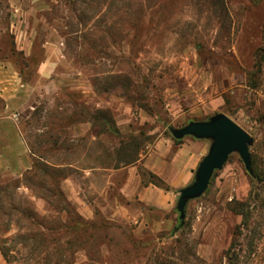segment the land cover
Returning a JSON list of instances; mask_svg holds the SVG:
<instances>
[{"label":"rangeland","instance_id":"obj_1","mask_svg":"<svg viewBox=\"0 0 264 264\" xmlns=\"http://www.w3.org/2000/svg\"><path fill=\"white\" fill-rule=\"evenodd\" d=\"M262 55L264 0H0V89L17 99L13 123L40 157L21 179L0 172V264H264ZM176 103L195 108L187 120L219 111L235 119L254 138L258 176L233 152L187 202L182 225L154 232L138 218L161 215L132 203L135 218L113 221L95 206L79 220L84 229L74 217L64 229L68 206L77 213L62 184L68 134L99 125L120 144L102 152L109 165H125L147 132L188 122H171ZM243 180L246 199H219Z\"/></svg>","mask_w":264,"mask_h":264},{"label":"crops","instance_id":"obj_2","mask_svg":"<svg viewBox=\"0 0 264 264\" xmlns=\"http://www.w3.org/2000/svg\"><path fill=\"white\" fill-rule=\"evenodd\" d=\"M12 96L10 89L6 87L0 89V97L3 99L0 110V172L3 171L21 179L25 172L32 169L33 157L37 159L40 157L30 152L23 132L13 123L15 114L11 112V104L12 100L17 101V99H13ZM22 99L25 101L23 97ZM214 101L219 103L216 99ZM194 110L195 108H186L177 103L169 105L171 122L186 121V117ZM221 112L232 118L227 113ZM191 120L195 119L187 121ZM232 120L235 121V119ZM120 121L117 120L116 123ZM235 122L241 126L237 121ZM91 123V121H85L86 128H75L68 134L69 139L74 142L68 147L73 161L69 160L67 163L69 172L62 184L63 189L67 190V199L70 204L84 219H91L94 215V207L99 206L107 218L113 221H125L134 216L129 206L136 203L146 210L161 215V218L156 217L149 220L150 222L144 216L138 218L140 222L147 225L148 229L154 232L170 230L178 219L176 202L179 190L193 181L198 164L208 152L211 141L191 135L175 138L170 129L179 127H172L170 122H166L165 125L162 124L163 128L159 126L147 132V142L138 151L134 160L125 165H109V160L102 152L114 150L120 144L112 141L108 133L100 132L99 125L91 126ZM102 123L107 124L105 120H102ZM88 130L90 131L87 132ZM251 137L254 141L253 136ZM262 156L264 158V151ZM41 161L44 160L41 159ZM225 172L224 169L223 174ZM148 173L160 178L169 189L145 181L143 176H147ZM212 179L211 177L210 183ZM215 181L216 185L222 182L219 179ZM222 189H225L224 193L218 194L221 201H228L232 197L241 201L248 196L249 181H241L234 191H229L226 186L221 187ZM199 200H201L204 214V199L202 197ZM38 204L39 209L47 210V201L42 200ZM225 217L229 223L235 224L239 221L237 215L231 212ZM215 219L216 215H213V220ZM202 221L205 225L204 218ZM206 226H208L207 223Z\"/></svg>","mask_w":264,"mask_h":264},{"label":"water","instance_id":"obj_3","mask_svg":"<svg viewBox=\"0 0 264 264\" xmlns=\"http://www.w3.org/2000/svg\"><path fill=\"white\" fill-rule=\"evenodd\" d=\"M170 131L175 138L191 135L211 141L208 152L198 164L193 181L179 190L176 208L182 225L187 202L200 197L206 191L213 172L223 167L231 153L236 152L239 155L246 171L251 174L249 146L253 139L247 131L222 112H217L205 120H191L179 128H171Z\"/></svg>","mask_w":264,"mask_h":264},{"label":"trees","instance_id":"obj_4","mask_svg":"<svg viewBox=\"0 0 264 264\" xmlns=\"http://www.w3.org/2000/svg\"><path fill=\"white\" fill-rule=\"evenodd\" d=\"M262 58H264V55H262V57H261V59ZM257 64L259 65V62H257ZM176 140V139H175ZM177 141V140H176ZM251 165H252V172H251V174H249V175H253L255 178H256V175L258 176V174L256 173V168H255V161H254V155H253V153L251 152ZM214 174L215 173H213V176H212V178L214 177ZM148 175H149V180L148 181H150L151 183H153V184H155V185H157V186H159V187H162V188H164V189H169V187L160 179V178H158L157 176H155V175H153V174H151V173H148ZM67 214L70 216L71 214H72V217H69L68 219H67V222H65L64 224L66 225V227L64 228V229H66V230H68L69 228H74V227H72V225H71V219L74 217V221H75V223H77L78 224V226L81 228V229H84L85 227H84V224H80V222H79V220L81 219V216L80 215H78L77 213H75V212H73V210H71V209H69V206H68V209H67ZM67 216V215H66ZM63 225V224H62ZM76 228V227H75ZM51 229L52 228H46V231H45V233L42 231V235H47L50 231H51ZM77 229V228H76ZM56 232H58L57 230H55ZM53 232V231H52ZM54 233V232H53ZM58 234H59V232H58ZM70 239V240H69ZM67 241V243H70L71 242V238H68V239H66Z\"/></svg>","mask_w":264,"mask_h":264},{"label":"built area","instance_id":"obj_5","mask_svg":"<svg viewBox=\"0 0 264 264\" xmlns=\"http://www.w3.org/2000/svg\"><path fill=\"white\" fill-rule=\"evenodd\" d=\"M14 117H16V114L14 115Z\"/></svg>","mask_w":264,"mask_h":264}]
</instances>
